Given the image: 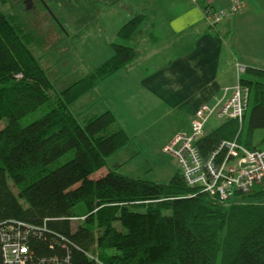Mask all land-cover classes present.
Masks as SVG:
<instances>
[{
    "label": "trees",
    "instance_id": "16d2710c",
    "mask_svg": "<svg viewBox=\"0 0 264 264\" xmlns=\"http://www.w3.org/2000/svg\"><path fill=\"white\" fill-rule=\"evenodd\" d=\"M145 19L137 14L118 30L120 39L137 37ZM20 29L0 9V223L18 219L66 236L71 264H264V189L236 193L230 202L195 192L180 173L168 183L132 177L115 170L98 176L107 157L130 135L111 110L80 121L70 105L139 56L133 45L112 42L113 54L85 77L53 93L40 60ZM260 80H244L249 104L240 124L224 119L198 141L203 152L223 139L262 148L264 72L248 68ZM21 74V76H17ZM252 100V106L249 105ZM44 103L50 109L23 125L21 119ZM65 158L64 161L61 160ZM17 189V192L13 190ZM86 208L72 228L74 209ZM52 239H32L37 255L64 256Z\"/></svg>",
    "mask_w": 264,
    "mask_h": 264
},
{
    "label": "crops",
    "instance_id": "0c3cea01",
    "mask_svg": "<svg viewBox=\"0 0 264 264\" xmlns=\"http://www.w3.org/2000/svg\"><path fill=\"white\" fill-rule=\"evenodd\" d=\"M121 1L133 14L127 15V21L137 14L145 16L137 37L129 40L139 56L101 80L93 91L106 100L104 110H111L126 132L122 100L144 108L141 115H155L160 107L162 116L173 115L178 125L167 143L179 131L190 129L199 107L213 104L224 88L235 85L237 62L264 72V0H244V9L219 24L218 32L207 28L203 8H228L231 0ZM76 101L70 105L74 115Z\"/></svg>",
    "mask_w": 264,
    "mask_h": 264
},
{
    "label": "rangeland",
    "instance_id": "374dc122",
    "mask_svg": "<svg viewBox=\"0 0 264 264\" xmlns=\"http://www.w3.org/2000/svg\"><path fill=\"white\" fill-rule=\"evenodd\" d=\"M27 2L31 4L28 5ZM27 2L0 0V9L18 26L19 32L25 36L24 39H27L29 47L40 60L52 82L53 93H59L109 59L113 54L112 42L130 44L129 40L120 39L114 32L115 28L121 27L127 21L129 11L123 1L27 0ZM131 14L132 12L129 15ZM243 65L246 70L241 75L242 79L260 80L248 73V66ZM241 77L237 74L236 83H243ZM112 81L114 82V79ZM93 88L89 90L90 93L87 91L88 95L83 94L85 97L77 99L73 106V111L80 121L106 111L104 110L106 100L100 97L97 91H93ZM215 99L213 102H217ZM204 104L210 105L208 102ZM119 105L123 108V123L131 139L120 150L107 157L104 171L115 170L128 176L144 177L158 183H168L176 173L181 174L178 160L164 151L165 146L176 135L165 142L167 141L165 139L171 135L170 131L178 125L173 115L162 116V107L156 108L153 117L146 113L141 115L140 112H144V108L135 106L134 101L131 100H122ZM251 106L252 100L249 110ZM49 109L48 103H44L37 110L24 116L21 123L26 125L40 118ZM196 112L191 119L196 116ZM221 120L212 118L203 134L217 126ZM6 124L7 120L2 119L0 129ZM259 135H264V131ZM261 145H264V141ZM64 160L65 158L61 162ZM99 173L94 175L98 176ZM13 190L17 192L15 187ZM86 212L82 202L75 206L76 217L71 220L73 229L82 223Z\"/></svg>",
    "mask_w": 264,
    "mask_h": 264
},
{
    "label": "built area",
    "instance_id": "2783aa9c",
    "mask_svg": "<svg viewBox=\"0 0 264 264\" xmlns=\"http://www.w3.org/2000/svg\"><path fill=\"white\" fill-rule=\"evenodd\" d=\"M245 7L244 0H231L228 8H203V17L207 28L218 32L223 21L231 19ZM237 74L245 73V66L237 62ZM17 76H21L18 74ZM250 88L241 82L223 90V96L214 104H204L191 119L188 131L177 133L164 150L173 155L181 168V175L188 186L197 193H206L220 202H230L236 193H249L255 187L264 189V147L251 149L234 139L221 140L214 149L203 152L198 141L212 118L237 119L241 124L249 104ZM49 241L50 249L57 244L67 249L64 256L37 255L32 248V239ZM69 239L47 227L46 220L37 225L26 221L11 219L0 223V264H71L68 246ZM90 258L103 264L91 252Z\"/></svg>",
    "mask_w": 264,
    "mask_h": 264
},
{
    "label": "flooded vegetation",
    "instance_id": "af4514ba",
    "mask_svg": "<svg viewBox=\"0 0 264 264\" xmlns=\"http://www.w3.org/2000/svg\"><path fill=\"white\" fill-rule=\"evenodd\" d=\"M26 2H27V0H26ZM28 3V2H27ZM31 3H28V5H30Z\"/></svg>",
    "mask_w": 264,
    "mask_h": 264
}]
</instances>
